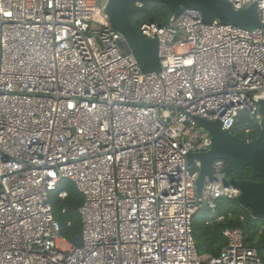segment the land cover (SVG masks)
I'll return each mask as SVG.
<instances>
[{
    "label": "built area",
    "instance_id": "1",
    "mask_svg": "<svg viewBox=\"0 0 264 264\" xmlns=\"http://www.w3.org/2000/svg\"><path fill=\"white\" fill-rule=\"evenodd\" d=\"M108 1L0 0V264H264L241 229L223 231L218 257L198 254L195 216L242 192L217 160L200 196L201 162H188L214 143L197 119L233 135L246 112L262 127L264 0H226L256 4L255 29L205 23L195 9L141 24L158 42L152 74L113 29ZM65 180L84 197L76 248L50 203L68 197Z\"/></svg>",
    "mask_w": 264,
    "mask_h": 264
},
{
    "label": "water",
    "instance_id": "2",
    "mask_svg": "<svg viewBox=\"0 0 264 264\" xmlns=\"http://www.w3.org/2000/svg\"><path fill=\"white\" fill-rule=\"evenodd\" d=\"M137 3L165 5L176 16L184 10L195 9L202 13L205 23L218 20L224 24L249 29L261 26L256 4L237 11L226 0H109L106 13L112 27L125 37L145 74L159 73L161 67L157 40L147 38L133 27L131 17L139 10L132 5ZM259 107L263 116L261 133L251 143H245L237 136L224 132L219 123L197 119L198 126L210 134L214 143L206 153L190 154L188 162L190 165L195 161L201 162V176L197 182V192L201 196L207 178L210 181L213 178V162L227 161V177L235 175V179L228 181V184L242 192L238 202L244 208L251 209L255 217L264 218V100L260 101ZM247 169L251 170L248 180L245 179Z\"/></svg>",
    "mask_w": 264,
    "mask_h": 264
},
{
    "label": "trees",
    "instance_id": "3",
    "mask_svg": "<svg viewBox=\"0 0 264 264\" xmlns=\"http://www.w3.org/2000/svg\"><path fill=\"white\" fill-rule=\"evenodd\" d=\"M138 10L131 17L133 27L137 31L143 23L165 26L173 16L172 10L161 4H143ZM247 129L250 130L249 136L253 140H256L261 133V128L248 113L242 112L233 129V135L244 140ZM250 174V169L245 170L246 180L250 178ZM231 178L233 180L235 176L232 175ZM59 188L68 191V197L61 200L57 194L51 196L53 214L61 227V237L76 248L82 245V220L79 209L84 203V197L70 181H63ZM225 229H241L246 245L255 248L264 263V218L255 217L251 209L244 208L238 201L229 199H220L214 214L202 208L195 216L193 232L198 254L218 257L227 243L223 236Z\"/></svg>",
    "mask_w": 264,
    "mask_h": 264
},
{
    "label": "rangeland",
    "instance_id": "4",
    "mask_svg": "<svg viewBox=\"0 0 264 264\" xmlns=\"http://www.w3.org/2000/svg\"><path fill=\"white\" fill-rule=\"evenodd\" d=\"M232 175H234V174H232ZM232 175L230 176V177H228V181H231L232 180ZM235 176V175H234ZM59 247L61 248V249H63V250H67L68 249V246L66 245V244H64V243H59Z\"/></svg>",
    "mask_w": 264,
    "mask_h": 264
}]
</instances>
